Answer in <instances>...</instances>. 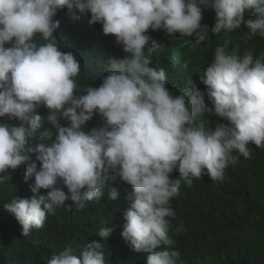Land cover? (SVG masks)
Masks as SVG:
<instances>
[{
    "label": "clouds",
    "instance_id": "clouds-1",
    "mask_svg": "<svg viewBox=\"0 0 264 264\" xmlns=\"http://www.w3.org/2000/svg\"><path fill=\"white\" fill-rule=\"evenodd\" d=\"M64 9L124 52L85 85ZM262 167L264 0H0V252L31 247L18 264H201L216 191Z\"/></svg>",
    "mask_w": 264,
    "mask_h": 264
},
{
    "label": "trees",
    "instance_id": "trees-1",
    "mask_svg": "<svg viewBox=\"0 0 264 264\" xmlns=\"http://www.w3.org/2000/svg\"><path fill=\"white\" fill-rule=\"evenodd\" d=\"M73 13L79 19H73L66 9L60 10L56 16L65 39L59 42L64 47L67 44L66 52H74L80 69L83 68L81 84L85 85L103 71L110 56L124 52L115 43V37L102 33L99 23L89 24L90 14H80L76 9ZM239 186L226 185L215 193L217 207H224L219 209V214L225 216L216 219L225 224L208 228L210 249H202L201 264H264V167L253 180L243 183V188ZM3 230L5 234L11 232L9 226ZM48 241L45 240L38 250H43ZM22 249L29 253L27 260L34 258L31 247L18 246L1 251L0 258L4 262L0 260L1 263H20L24 260L19 253Z\"/></svg>",
    "mask_w": 264,
    "mask_h": 264
}]
</instances>
